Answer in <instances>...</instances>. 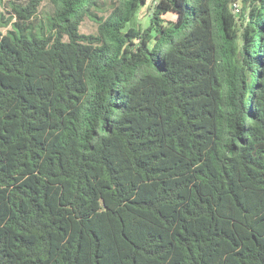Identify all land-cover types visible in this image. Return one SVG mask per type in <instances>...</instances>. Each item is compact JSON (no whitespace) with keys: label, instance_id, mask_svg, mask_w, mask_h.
Wrapping results in <instances>:
<instances>
[{"label":"trees","instance_id":"obj_1","mask_svg":"<svg viewBox=\"0 0 264 264\" xmlns=\"http://www.w3.org/2000/svg\"><path fill=\"white\" fill-rule=\"evenodd\" d=\"M41 1L0 16V264H264V0Z\"/></svg>","mask_w":264,"mask_h":264},{"label":"rangeland","instance_id":"obj_2","mask_svg":"<svg viewBox=\"0 0 264 264\" xmlns=\"http://www.w3.org/2000/svg\"><path fill=\"white\" fill-rule=\"evenodd\" d=\"M27 0H22L23 3H25ZM106 3L109 2V0H105ZM115 3H119L118 0H112ZM154 0H146V2L140 7L136 14L135 19V25H139L141 27H145L148 23V16L151 12V7ZM104 7L107 8L106 5ZM99 9L95 13L98 16L105 17L108 15V13L111 11V8L109 9ZM54 5L51 3L50 0H42L39 4L37 11L34 16L31 17L32 21L37 24L38 22L41 24L42 27H44V31L48 30V25L50 21V15L51 12H53ZM3 16L4 19L11 18L10 21L12 22L15 17L11 15L10 6H9V0H0V16ZM164 17L168 18L170 15H163ZM43 24V25H42ZM10 24H7L6 26H0V31L5 32L6 30L10 29ZM39 28V27H38ZM97 29V22L95 18L90 17L89 14L84 15L82 17V20L80 22V31L82 33H94ZM35 30V29H34ZM37 30V28H36Z\"/></svg>","mask_w":264,"mask_h":264}]
</instances>
